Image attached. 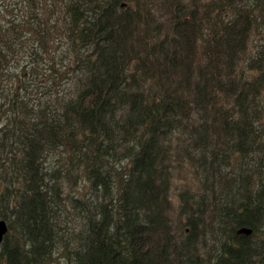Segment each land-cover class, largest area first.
Segmentation results:
<instances>
[{"label": "trees", "instance_id": "1", "mask_svg": "<svg viewBox=\"0 0 264 264\" xmlns=\"http://www.w3.org/2000/svg\"><path fill=\"white\" fill-rule=\"evenodd\" d=\"M0 219L2 264H264V0H0Z\"/></svg>", "mask_w": 264, "mask_h": 264}, {"label": "rangeland", "instance_id": "2", "mask_svg": "<svg viewBox=\"0 0 264 264\" xmlns=\"http://www.w3.org/2000/svg\"><path fill=\"white\" fill-rule=\"evenodd\" d=\"M250 34H246V36H249ZM254 39H257L258 36L256 35H250ZM201 56V50L198 45H196L195 49V57L197 60L200 59ZM182 107L186 109L187 111L190 110L193 116L197 117L200 115V111H197L193 108L192 105L183 102ZM159 135H182L179 131L169 134V133H161ZM171 182L170 187L168 190V200L172 203V210L175 212L177 216L178 210H179V192L184 187H189L191 189L195 188L198 184V178L195 175L194 168L189 164V162L185 159L181 160L180 162L176 163L171 168ZM107 196V193H106Z\"/></svg>", "mask_w": 264, "mask_h": 264}, {"label": "water", "instance_id": "3", "mask_svg": "<svg viewBox=\"0 0 264 264\" xmlns=\"http://www.w3.org/2000/svg\"><path fill=\"white\" fill-rule=\"evenodd\" d=\"M8 232V225L5 219H0V264H2V255H1V244L5 235ZM245 232V233H252L253 230L250 228H240L238 229V233Z\"/></svg>", "mask_w": 264, "mask_h": 264}]
</instances>
